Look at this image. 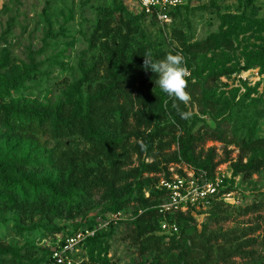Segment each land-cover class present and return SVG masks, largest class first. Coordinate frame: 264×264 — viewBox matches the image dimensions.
<instances>
[{
  "label": "rangeland",
  "instance_id": "obj_1",
  "mask_svg": "<svg viewBox=\"0 0 264 264\" xmlns=\"http://www.w3.org/2000/svg\"><path fill=\"white\" fill-rule=\"evenodd\" d=\"M250 2L183 0L159 25L130 0H0V106L34 115L0 120V171L26 189L22 198L0 174V264H49L59 237L92 225L93 237L66 264H264V170L235 180L238 202L168 214L176 232L146 212L157 204V169L174 161L179 138L196 162L226 171L245 160L246 138L247 157L264 159V0ZM149 50L157 60L183 50L187 105L144 69ZM26 68L35 73L19 77ZM113 82L126 103L91 101ZM55 116L69 117L68 125L53 127ZM133 168L138 175L112 191L90 186ZM27 180L39 185L37 197L51 185L55 201L37 202ZM116 209L120 217L102 225Z\"/></svg>",
  "mask_w": 264,
  "mask_h": 264
},
{
  "label": "built area",
  "instance_id": "obj_2",
  "mask_svg": "<svg viewBox=\"0 0 264 264\" xmlns=\"http://www.w3.org/2000/svg\"><path fill=\"white\" fill-rule=\"evenodd\" d=\"M144 17L159 25L169 24L172 13L182 5L183 0H130ZM215 165L210 173L197 169L183 161H173L165 165L164 171L156 174L155 188L163 192L155 208L161 215L159 226L168 232H176V224L168 220L167 215L174 212L193 213L206 210L213 201L235 203L241 200L235 180L240 175H232L231 170ZM121 215L116 210L102 223L115 222ZM96 227L83 226L59 237L49 252V264H66L70 254L79 244L93 236Z\"/></svg>",
  "mask_w": 264,
  "mask_h": 264
},
{
  "label": "trees",
  "instance_id": "obj_3",
  "mask_svg": "<svg viewBox=\"0 0 264 264\" xmlns=\"http://www.w3.org/2000/svg\"><path fill=\"white\" fill-rule=\"evenodd\" d=\"M250 5H251L250 0H245L244 7L246 8ZM180 6H178L175 9V11L172 13L173 16L175 15V12L177 11V9ZM139 14H140V16L144 17L141 13H139ZM224 16H228L234 20H237V19L242 18L243 14L241 13V14L237 15V14H232V13H226ZM95 69H96V67L94 65L91 66L90 68L85 69L83 71V76L89 75L91 72H94ZM34 73H35V71L32 68H26L25 70L18 72V75L20 77L23 75L27 76L29 74H34ZM126 94L127 93L125 92L124 88L122 86H120L119 83L113 82L111 85H109L106 88L98 91L92 97L91 101L101 103L106 99H113L114 97L121 96L123 103H126L128 101ZM87 106L89 108L91 107L90 104ZM120 110H117V112H116V116L118 118H120V113H121ZM22 112L23 111L19 110L18 108L12 109L8 106H0V120L4 124L12 125L13 123H20L21 124L24 121L30 122V120L33 119L34 115H31L30 113L26 114L25 112H23V113ZM21 115H23L25 117V119L22 118ZM26 119H28V120H26ZM69 120H70L69 117L62 118L59 116H55L53 121H52V126L55 128L58 126L60 127V125L67 126L69 123ZM175 142H176L177 148H176V152H175V157L173 158L174 161H183V162L190 164L191 166H193L197 169L198 168L199 169H205L208 173H210L212 171L216 162H214V163H209L207 161L206 162H196L193 155H192L190 143H189V140L187 138H181V139L179 138L178 141H175ZM250 145H251V140L249 138L241 140L240 145H239V156L245 157V160L233 165L232 170H231L232 175L239 174L240 177L242 176V177L248 178L253 173H255L256 171H258L260 169L264 170V159L253 160L251 157H247V153L250 149ZM137 147H138L137 151H140V145H137ZM165 165L166 164H164L162 167H160V169L159 168L157 169V170H160L158 173L164 171ZM0 174L2 177L3 184L8 189L16 191L22 198H25V195H26L25 190L26 189L22 184L16 183L13 180H11L10 178L5 177V175H3V173L1 171H0ZM137 175H138L137 171L134 168L133 169H122L119 172H117L116 170H113V171H111L110 176L108 178L97 179V180L93 181L90 184V186H93L94 188L95 187L96 188H105L107 191H112L116 185L125 181L129 177H135ZM155 181H156V176L154 177V182ZM26 184L30 185V187L32 188L33 199H35L37 202L40 203L41 199H47V201L50 204H52L55 201L58 193L54 190V188L51 185H46L45 191L39 197H37V195H38L37 191H38L39 185L37 183H35V184L31 183L30 180H27ZM154 188H155V186H154ZM154 195H156V197H157V201H156V203H157L160 201V198L163 196V192L161 190H158L155 188ZM219 202L220 201H216L215 204H217ZM116 210H118V209H116ZM116 210H113V211H116ZM146 212L157 213V215L159 216V221H160L161 215L157 212V209L155 207L152 209H147ZM174 215L176 217L180 218V217H183L184 215H186V213L174 212ZM77 228H79V227H77ZM75 229H73V230H75ZM73 230H71V231H73ZM66 234H68V233H66ZM92 237L93 236H91L87 239H90Z\"/></svg>",
  "mask_w": 264,
  "mask_h": 264
},
{
  "label": "clouds",
  "instance_id": "obj_4",
  "mask_svg": "<svg viewBox=\"0 0 264 264\" xmlns=\"http://www.w3.org/2000/svg\"><path fill=\"white\" fill-rule=\"evenodd\" d=\"M143 67L150 69L157 75L155 83L167 97L188 104L191 101L190 93L187 91L191 71L187 66V57L183 50L175 54L169 52L163 59H154L149 50L144 54ZM178 107L177 105H174ZM182 118H187L188 113H179Z\"/></svg>",
  "mask_w": 264,
  "mask_h": 264
}]
</instances>
